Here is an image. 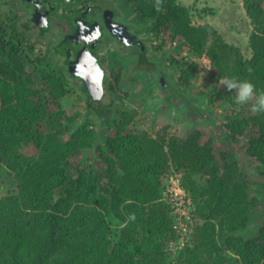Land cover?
<instances>
[{
    "label": "trees",
    "instance_id": "1",
    "mask_svg": "<svg viewBox=\"0 0 264 264\" xmlns=\"http://www.w3.org/2000/svg\"><path fill=\"white\" fill-rule=\"evenodd\" d=\"M243 7L252 24L249 57L210 24L193 22L176 0H161L159 9L157 0H141L136 15L168 43L182 40L206 56L212 90L235 95L224 77L264 90V0H243ZM11 37L7 49L0 37V168L15 185L0 194V264H264V222L243 233L260 200L251 187L264 181V113L248 104V117L228 116L231 138L221 128L210 135L201 123L185 136L147 132L137 127L135 110L115 107L128 94L125 83L106 84L112 97L101 107L87 92L81 63L64 48H53L66 56L62 73L37 78L21 38ZM135 50L132 67L151 72L147 43ZM193 72L191 65L178 78L186 82ZM172 91L164 102H178ZM234 133L247 135L245 154ZM86 154L88 168L75 169ZM171 164L182 171L199 220L175 257L168 250L176 238L172 214L161 199ZM247 170L255 180L244 178Z\"/></svg>",
    "mask_w": 264,
    "mask_h": 264
},
{
    "label": "rangeland",
    "instance_id": "2",
    "mask_svg": "<svg viewBox=\"0 0 264 264\" xmlns=\"http://www.w3.org/2000/svg\"><path fill=\"white\" fill-rule=\"evenodd\" d=\"M105 1L108 2L110 0ZM113 1H118L120 3L119 5L123 10L125 18L128 20H136L139 28L136 29V26L133 27L139 30L144 43H147L148 53L150 58L152 57L150 60L153 62V67H151L152 71L145 72V74L142 75L134 69H138V67H132L133 58L135 57L134 52L131 50H124L123 47L110 38L105 39L101 51L103 53V61L108 70L105 78L106 84L110 85V83H112L121 85V83H125L124 89L127 91V95H129H125L122 99H118L119 102L122 101L123 103H116L115 107H126V109L135 110L137 112L134 113L137 114V127L147 132H153L154 134L168 128L169 130L175 129L181 136H185L189 131L201 123L210 135L221 128L223 131L227 132L228 137L231 138V132L227 130L225 124V122L229 121L228 116H234L240 119L245 116L248 117L249 113L244 106H237L235 104L234 94L220 93L212 90V87L209 85L211 63L206 56L193 55L189 51L186 43L182 40L178 41V39H174L173 43H168L167 38L162 32L156 33L149 27L144 26L143 20L135 13L136 7L141 0ZM176 2L188 8L193 22L197 24H210L228 45L235 46L240 49L245 56H250L251 49L249 47L248 38L252 29V24L243 7V0H176ZM41 31L42 30L33 27L29 34H22V36H20V48L26 56L28 65L33 67V72L37 78L44 77L51 71L60 74L65 67L61 56L53 53L50 54L52 52L50 48L57 44L56 36L58 30L53 29L45 33ZM31 38H37V41L35 40L31 43ZM10 40L13 39L11 36H8L4 41H1V47L7 49V44L10 43ZM46 51L49 52L47 63L45 60H42L43 57H46ZM154 57H156V59ZM155 64L159 65L160 69L155 67ZM191 65L194 71L192 76L188 80H185L186 82L181 81L178 78L180 72ZM157 71H159V74ZM160 73L163 75V81L159 79ZM63 81L68 85L76 84V80L71 77H67ZM170 87L173 89L172 97L178 98L177 103L172 104L170 100L164 102L167 90L168 94L171 95ZM189 98L191 99V104L186 107L185 101ZM200 99L203 100L204 104L200 102ZM175 100L177 99L174 98L173 102ZM207 108L214 111L213 116L216 119L209 118L210 114L205 112V110H208ZM76 109L82 110L79 106H76ZM146 110H148V112ZM147 113H150V115L147 116ZM210 127L213 130H211ZM234 134L237 147L242 146L244 153V147H246L244 143L246 142L247 135L245 133L239 135H237L238 133ZM226 143L227 142L224 140H220L219 146L226 148ZM229 147L231 148V146ZM227 158L229 162L232 160L231 155ZM91 161L90 154H86L85 157L83 156V160L74 164V168H88ZM76 164L78 165L76 166ZM249 172L248 170L246 171L247 177L244 178L250 177L249 179L255 180V176ZM181 175L182 171L171 164L169 174L161 190V199L166 201L169 205L172 214V226L176 235V238L168 245V250L173 257L189 243L191 235L199 221L194 215V198L190 192L182 187L183 185L180 180ZM263 182H255L251 187L252 191L259 195L260 200L256 205L255 211L252 213L253 217L250 224L243 230V233L253 228L258 229L264 222V217H262L264 216ZM12 185H15L14 178L7 174L4 169L0 168V194L8 190ZM180 187L188 193L189 201L186 199L178 200V203H173L169 195H164L165 191L168 192L169 189H179ZM182 223L185 225V229L181 228L183 225ZM181 238L183 240H181Z\"/></svg>",
    "mask_w": 264,
    "mask_h": 264
},
{
    "label": "flooded vegetation",
    "instance_id": "3",
    "mask_svg": "<svg viewBox=\"0 0 264 264\" xmlns=\"http://www.w3.org/2000/svg\"><path fill=\"white\" fill-rule=\"evenodd\" d=\"M118 1L114 2L110 0L106 2L105 0H0V15H1V41H4L5 38L14 34V38L17 39L20 37L21 33L29 34L30 30L33 27H36L42 30V33L52 31L53 29L58 30L57 44L59 48H64V52H69L74 59L81 61L83 55L80 53L81 49L84 47V43L90 44V38L93 37L94 33L84 32L85 23H83V13L86 12L89 6H92V18L95 24L91 25L96 26V29L100 28L101 39L97 44V53L100 60L101 66L104 69V84L106 85V73L107 66L103 61V53L101 51L102 46L105 43V39H112L116 43H119L124 50H133L136 52V48L143 46L142 44H133L132 40H128V43H124L122 40L116 39L109 31L105 24V16L110 14L113 19L118 22H123L127 25L128 29L134 33H137L141 37L139 30V25L135 19L128 20L125 18L123 10ZM133 26H136L135 28ZM16 33H20L19 37H16ZM68 35V36H67ZM68 42H67V37ZM70 36V38H69ZM37 41L36 39L31 38L30 42ZM62 42L66 40V43L61 47ZM71 44H70V43ZM77 44V48L73 49L71 45ZM70 46L66 47V46ZM52 49L53 53V48ZM88 48V49H87ZM91 46L86 49L89 50ZM49 52L46 51V57H48ZM58 56L66 58L59 53ZM42 57V56H41ZM107 87V86H106Z\"/></svg>",
    "mask_w": 264,
    "mask_h": 264
},
{
    "label": "water",
    "instance_id": "4",
    "mask_svg": "<svg viewBox=\"0 0 264 264\" xmlns=\"http://www.w3.org/2000/svg\"><path fill=\"white\" fill-rule=\"evenodd\" d=\"M92 6H89L85 13H83V23H85V29L84 32H92L93 28L95 30V33L93 37L90 38V44L84 43V47L81 49L80 53L83 55L81 58V69L83 73L84 83L86 84V89L88 94L90 95L91 99L96 101V103L101 107H106L108 103L111 100V92L110 90L105 86L104 84V69L101 66L100 60L98 58L97 53V44L99 43L101 39V29H96V26H93L91 28L92 24H95L92 18ZM109 12V15L105 16V24L107 28L109 29L110 33L118 40L124 41V43H128V40H132L133 44H142L143 40L140 38V36L137 33L132 32L128 29L127 25L123 22L115 21L110 14L111 10L108 9L106 13ZM98 23V22H97ZM68 36V35H67ZM66 36V37H67ZM70 38V36H69ZM67 37V42H68ZM66 43V40L62 42L61 40V47ZM70 43V42H69ZM71 44V43H70ZM73 49H76L78 46L77 44L71 45ZM86 46L91 48L89 50L86 49ZM69 47L70 46H66ZM159 79L163 81V75L160 73Z\"/></svg>",
    "mask_w": 264,
    "mask_h": 264
},
{
    "label": "clouds",
    "instance_id": "5",
    "mask_svg": "<svg viewBox=\"0 0 264 264\" xmlns=\"http://www.w3.org/2000/svg\"><path fill=\"white\" fill-rule=\"evenodd\" d=\"M160 2L161 0H157V9H159ZM221 83L227 90H235L234 100L237 106L251 104L253 113H264V90L258 91L252 81L239 80L235 77H224Z\"/></svg>",
    "mask_w": 264,
    "mask_h": 264
},
{
    "label": "built area",
    "instance_id": "6",
    "mask_svg": "<svg viewBox=\"0 0 264 264\" xmlns=\"http://www.w3.org/2000/svg\"><path fill=\"white\" fill-rule=\"evenodd\" d=\"M181 193H183V194H181ZM164 195H169V198L171 199V201L173 203H178V200H186L187 199V201H189V195H188V193L185 192V190L182 187H180L179 189H176V188L169 189L168 192H166V191L164 192ZM181 228L185 229V225L183 224L181 226ZM181 240H183V239L181 238Z\"/></svg>",
    "mask_w": 264,
    "mask_h": 264
},
{
    "label": "crops",
    "instance_id": "7",
    "mask_svg": "<svg viewBox=\"0 0 264 264\" xmlns=\"http://www.w3.org/2000/svg\"><path fill=\"white\" fill-rule=\"evenodd\" d=\"M195 97V96H194ZM197 98V97H196ZM176 99V98H175ZM177 102V100H175L174 102H171L172 104H174V103H176ZM187 102H188V104L190 105L191 104V99L189 98L188 100H187ZM205 103H206V101H205ZM207 105V104H206ZM147 112H148V110H146ZM184 112V111H183ZM142 114V113H141ZM150 115V113H147V116H149Z\"/></svg>",
    "mask_w": 264,
    "mask_h": 264
},
{
    "label": "bare ground",
    "instance_id": "8",
    "mask_svg": "<svg viewBox=\"0 0 264 264\" xmlns=\"http://www.w3.org/2000/svg\"><path fill=\"white\" fill-rule=\"evenodd\" d=\"M136 13V12H135ZM157 35V34H156ZM152 37H154V36H152ZM156 38V37H155ZM159 38V37H158ZM144 41V40H143ZM150 48V47H149ZM155 49V48H154Z\"/></svg>",
    "mask_w": 264,
    "mask_h": 264
}]
</instances>
